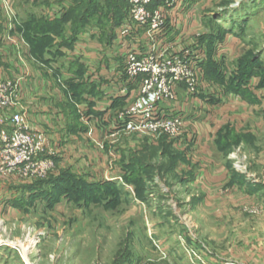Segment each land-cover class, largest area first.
<instances>
[{
  "label": "rangeland",
  "instance_id": "1",
  "mask_svg": "<svg viewBox=\"0 0 264 264\" xmlns=\"http://www.w3.org/2000/svg\"><path fill=\"white\" fill-rule=\"evenodd\" d=\"M194 6L200 25L196 33L208 35L214 50L231 36L247 45L240 58L264 69V44L257 49L246 44L247 37L264 43V0H195ZM65 12L61 31L95 28L106 39L122 6L116 0H69ZM189 102L183 103L188 109L184 117L195 132L197 150L201 133L192 124L199 120H191ZM248 116L255 147L239 146L228 158L236 171L264 181V129L255 127L259 117ZM126 137L117 144L126 147L125 155L101 150L107 154L99 173L86 165L78 168L85 182L104 180L111 188L94 192L84 185L65 191L50 183L41 189L35 182L55 174L19 178L26 186L18 188L8 208L0 207V264H233L229 248L242 245L247 234L264 232L262 196L237 187L226 191L219 155L210 156L208 148V154L183 155L186 147L175 143L178 154L163 155L139 145L164 134ZM210 160L215 167H209Z\"/></svg>",
  "mask_w": 264,
  "mask_h": 264
},
{
  "label": "crops",
  "instance_id": "2",
  "mask_svg": "<svg viewBox=\"0 0 264 264\" xmlns=\"http://www.w3.org/2000/svg\"><path fill=\"white\" fill-rule=\"evenodd\" d=\"M7 1L13 19L8 20L0 0V81H9L16 87V92L11 103L0 108V135L11 130L12 115L24 113L27 116L28 131L42 135L46 152L51 153L44 156L53 163L51 174L70 170L77 176H83L78 168L84 165L99 173L98 168L102 166L101 163L104 164L107 148L117 154L122 152L121 155L127 151L126 147L117 146L120 141H128L120 133L119 114L136 95V88L127 85L124 78L120 77L121 51L110 48L118 28L114 30L113 36L108 34L106 39L95 28L80 31L70 49L61 45L62 39L70 37L68 29L64 28L61 37L48 34L53 39L52 48L48 50L49 54L44 55L46 63H42L32 56L22 35V27L29 21L52 23L54 19L61 18L69 0ZM194 2L183 0L173 11L163 41L198 43L203 34L196 33L200 25L197 23ZM9 25L11 30L8 29ZM182 35L184 40L179 41ZM246 41V44L256 49L264 44L252 37H247ZM200 45V53L203 55L200 64L204 63L199 64L198 75L202 86L197 96L189 102L188 114L191 120L198 118L199 123L196 120L192 125L200 130L201 136L196 142L197 150L191 145L181 151L183 155L195 154V151L202 154H208L209 151L210 156L219 155L227 174L223 187L252 191L254 196H262L260 201L264 206V194H261L264 192V181H257L251 174L245 176L236 171L228 158L239 146L247 150L255 147L256 135L249 126L248 115L259 117L260 123L257 122L255 127L260 131L264 129V69H261V73V67L254 68L248 80L235 88L229 83L241 73L240 63L244 59L240 57L247 45L227 36L224 43L213 50L209 57L207 45ZM217 49H222L220 51L223 54ZM217 77L220 81L215 80ZM187 100L184 85H179L172 106L184 110V114L188 111L183 104ZM88 132H91L92 138L87 136ZM97 143L104 144L105 152L99 150ZM159 143V137H147L139 147L158 148ZM207 148L208 151L205 150ZM192 157L195 158V155ZM189 160L188 164L191 162ZM208 164L209 167H215L212 160ZM192 176L195 181V173ZM19 181L17 176L0 178L1 208H8L18 188L26 184ZM243 240L242 245H234L228 250L232 263L264 264V232L247 234Z\"/></svg>",
  "mask_w": 264,
  "mask_h": 264
},
{
  "label": "built area",
  "instance_id": "3",
  "mask_svg": "<svg viewBox=\"0 0 264 264\" xmlns=\"http://www.w3.org/2000/svg\"><path fill=\"white\" fill-rule=\"evenodd\" d=\"M9 21L13 13L7 0H1ZM183 0H127L128 9L116 35L112 49L121 51V78L136 88L131 103L119 114L120 133L144 138L164 134L179 147L193 143L195 132L186 123L184 110L172 106L179 85H184L188 100L201 89L199 64L203 55L196 41H163L171 14ZM184 8H188L184 6ZM55 17V16H54ZM187 21V18H185ZM11 30V25L8 26ZM184 35L179 41L184 40ZM16 87L7 80L0 81V108L11 103ZM11 130L0 135V178L17 176L23 180L44 179L54 169L44 156L42 135L28 131L27 116L14 114ZM92 138L91 132L87 133ZM99 150L103 143L96 144Z\"/></svg>",
  "mask_w": 264,
  "mask_h": 264
},
{
  "label": "trees",
  "instance_id": "4",
  "mask_svg": "<svg viewBox=\"0 0 264 264\" xmlns=\"http://www.w3.org/2000/svg\"><path fill=\"white\" fill-rule=\"evenodd\" d=\"M116 1L122 6V12H121L120 19L118 20V22L115 24V26L113 28V32L110 33V34H112V36L114 35V30L116 28H118L120 26V24L122 23L124 17L127 14V9H128L127 0H116ZM65 13L66 12H64L62 14L61 18L54 19V22H52V23H48V22L40 20V21H33V22L29 21L27 24L23 25V27H22L23 34L22 35L25 39V42L29 45L31 54L34 57V59H36L42 63H46V59H44V55L49 54L48 50L52 48V42H53V39L50 36H48V34H52L53 36H57V37L62 36V33L64 30L61 31L60 29H61V27H63V25L66 22ZM52 25H56L58 28H56V30H55V28H51V27H53ZM79 32L80 31L70 32V37L67 39H62L63 44H61V45L66 46L68 49H70L72 47V42L75 41V38L79 34ZM201 43H206L207 55L209 57L211 52L214 50L215 43L211 42V40H209L208 35H204V34L198 40V45L200 48H201V45H200ZM203 63H204V61L200 65H202ZM255 64H256V62H251V61H249V58H245L243 60V62L240 63V72L241 73H239V76H235L232 78V80H230L231 81L229 83L230 86H233L236 88V87L242 85L243 83H245L248 80L249 76L253 73L254 68H258V67L260 68V66H258V65L255 66ZM260 72L263 73L261 68H260ZM215 80L220 81V78L218 79V77H217ZM70 87L72 89L73 86L70 85ZM160 140L161 141H160L158 148H149V149L151 151L152 150L158 151V152L160 151L163 155L164 154H167V155H170V154L177 155L178 154V152H177L178 149L174 148L173 142L167 141L166 137L161 138ZM191 145L192 144H189L186 147V149L188 147H190ZM149 149L147 151H149ZM134 163H136V162L133 161L132 164H128V165H135ZM74 182L75 183L80 182V183L77 185L74 184V186L71 185ZM35 183L38 184L35 186L41 187V189L45 188L46 185L52 183V185L55 188H60V190H65V191H73L76 188L81 189L84 185H86V188L89 191H94V192L97 190H101L102 188L108 189V188L112 187L109 183L101 182V181L92 182L91 184H89V183L85 182L84 178L73 174L70 170H62L57 175L49 177L47 180L37 181Z\"/></svg>",
  "mask_w": 264,
  "mask_h": 264
}]
</instances>
